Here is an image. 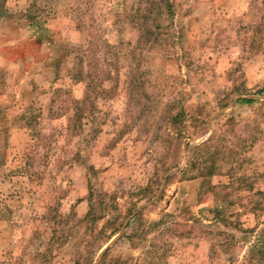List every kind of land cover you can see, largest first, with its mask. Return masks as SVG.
I'll return each instance as SVG.
<instances>
[{"label":"rangeland","instance_id":"rangeland-1","mask_svg":"<svg viewBox=\"0 0 264 264\" xmlns=\"http://www.w3.org/2000/svg\"><path fill=\"white\" fill-rule=\"evenodd\" d=\"M152 1L0 0V264H264V0Z\"/></svg>","mask_w":264,"mask_h":264},{"label":"trees","instance_id":"trees-1","mask_svg":"<svg viewBox=\"0 0 264 264\" xmlns=\"http://www.w3.org/2000/svg\"><path fill=\"white\" fill-rule=\"evenodd\" d=\"M153 5H156L158 8L160 7V5L162 4V3H166V8H167V11H169L171 8H172V2L170 1V0H153L152 2H151ZM242 101H245V102H247V103H250V102H252V100L253 99H241ZM211 168H213V165L211 166ZM213 171H212V169L211 170H209L208 169V166L206 165L205 167H203V171H201V174H203V173H206V175H209V174H211ZM261 257L259 258L260 260H261V258L263 257L264 258V250H262L261 252Z\"/></svg>","mask_w":264,"mask_h":264}]
</instances>
